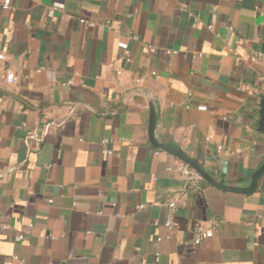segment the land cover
Returning <instances> with one entry per match:
<instances>
[{"label":"crops","instance_id":"1","mask_svg":"<svg viewBox=\"0 0 264 264\" xmlns=\"http://www.w3.org/2000/svg\"><path fill=\"white\" fill-rule=\"evenodd\" d=\"M0 52V264H264V174L248 194L186 184L147 105L209 173L254 170L264 0H11Z\"/></svg>","mask_w":264,"mask_h":264},{"label":"water","instance_id":"2","mask_svg":"<svg viewBox=\"0 0 264 264\" xmlns=\"http://www.w3.org/2000/svg\"><path fill=\"white\" fill-rule=\"evenodd\" d=\"M74 104V103H72ZM75 105V104H74ZM91 111V109L84 105L79 104ZM148 138L152 146L159 148L168 152L177 158H179L183 163L192 167L198 174L201 176L202 180L198 184H209L213 185L222 190L248 194L252 193L261 178L264 174V155L261 158L258 166L252 170L247 176L242 179H236L234 182L227 178L214 175L209 173L205 168H203L197 161L191 158L184 150L176 146H170L163 142H160L156 136V112L155 105L151 98H148ZM256 130L264 135V96H260L258 110H257V126ZM247 181V185L240 186L239 182Z\"/></svg>","mask_w":264,"mask_h":264},{"label":"built area","instance_id":"3","mask_svg":"<svg viewBox=\"0 0 264 264\" xmlns=\"http://www.w3.org/2000/svg\"><path fill=\"white\" fill-rule=\"evenodd\" d=\"M54 7H62L61 5L55 4V6H53V8L48 10V14L51 15ZM11 8V0H0V9L1 10H7ZM81 23L86 24L87 26H91L93 23L91 21L85 20L83 18L80 19ZM134 39H137L136 36H133ZM260 55V54H258ZM4 59V54L2 52H0V60ZM3 78L5 80L6 83L8 84H13L15 82L16 79V73L15 70H13L11 67L6 66L3 70ZM62 85H69L73 83L72 78H69L63 82H61ZM205 141L209 142V138L206 137ZM112 142V140L110 138H103L101 140V145L104 146L101 149V152L103 154H111L112 153V149L110 147H108V145ZM218 149H222V145L217 144L216 146ZM175 171L181 176V178L185 181L186 184H197L199 183L202 178L201 176L198 174V172H196L192 167H190L189 165L180 162L179 164H177ZM167 206V217L164 221V225L166 227V229L168 231H170L173 226H174V221H173V217L174 214L176 212L177 209V203L174 200H169L166 204ZM257 219L264 224V213H261L257 216ZM218 226V223L216 221H212L210 222L208 227L205 228H198L196 230V234L194 236L193 239V243L195 245H198L201 240L205 239V238H209L211 236H213L214 231L216 230ZM17 239H21L22 235L18 234L16 236ZM158 240H160V238H158Z\"/></svg>","mask_w":264,"mask_h":264}]
</instances>
